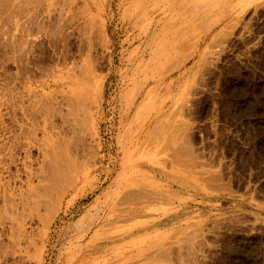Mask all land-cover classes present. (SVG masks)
I'll use <instances>...</instances> for the list:
<instances>
[{
	"label": "rangeland",
	"instance_id": "obj_1",
	"mask_svg": "<svg viewBox=\"0 0 264 264\" xmlns=\"http://www.w3.org/2000/svg\"><path fill=\"white\" fill-rule=\"evenodd\" d=\"M0 264H264V0H0Z\"/></svg>",
	"mask_w": 264,
	"mask_h": 264
},
{
	"label": "bare ground",
	"instance_id": "obj_2",
	"mask_svg": "<svg viewBox=\"0 0 264 264\" xmlns=\"http://www.w3.org/2000/svg\"><path fill=\"white\" fill-rule=\"evenodd\" d=\"M2 3V2H1ZM8 5V4H7ZM90 69V68H89ZM88 71V70H87ZM91 72V71H90ZM81 73V72H80ZM88 73V72H87ZM35 74V73H34ZM89 74V73H88ZM77 75V74H76ZM32 80V79H31ZM47 87L48 88H50V84H48L47 85ZM73 92H71V94H72ZM40 94V93H39ZM36 96V95H35ZM38 96V95H37ZM72 96H73V98L71 99L70 97L69 98H67V99H71V101L70 102H72V101H74L75 100V102H77L78 104L81 102L82 103V95H76L75 94V92H74V94H72ZM34 97V96H33ZM44 97V96H43ZM53 96H51V98H52ZM45 98H49V95H48V97L47 96H45L43 99H45ZM42 99V100H43ZM23 100V99H22ZM28 100V99H27ZM29 100H31V99H29ZM41 100V99H40ZM39 100V101H40ZM66 99H64V101H65ZM69 100H67V101H69ZM52 101H54L53 100V98H52V100L50 101V100H47V102H46V104H48V105H45L46 106V108H44V107H42V106H44V103L42 104V103H39V104H42V105H38V106H40V107H37L36 109H38V110H35L34 112V114H31V115H33L32 117L34 118V117H37V115H38V113L37 112H39L40 113V115H42L41 113H43L42 111H45V113H43V115H42V121L41 120H38V122H37V128L40 126H42L43 127V133H44V135H49V133H51V132H49L48 131V127H50V129L53 131V132H55V130H59V128H60V130H61V126L59 127L58 126V124L56 123V119H55V117L56 116H58L60 113H58L59 112V110H61V109H59L58 110V112H57V110H56V108H55V105H57V106H59V102H58V104H57V102H52ZM62 101H63V99H62ZM61 101V102H62ZM23 102V101H22ZM29 102V101H28ZM32 102V101H31ZM42 102H44V100L42 101ZM69 102V103H70ZM24 103V102H23ZM27 103V102H26ZM81 103H80V105H81ZM31 104V103H30ZM37 104V103H36ZM55 104V105H54ZM71 104H73V103H71ZM62 105V104H61ZM70 105V104H69ZM32 106H35V104L34 105H32ZM31 106V107H32ZM56 106V107H57ZM63 106V105H62ZM67 106H68V104H67ZM73 106V105H72ZM77 106V108H78V105H76ZM43 108V110H40V108ZM70 107V106H69ZM28 108V107H27ZM26 108V109H27ZM30 108V107H29ZM60 108V107H59ZM35 109V108H34ZM34 109H31L32 110V112H33V110ZM47 109V110H46ZM27 111V110H26ZM31 111H28V113L30 114V113H32ZM61 112V111H60ZM16 113V112H15ZM14 113V114H15ZM26 114V116L27 115H29V114ZM58 113V114H57ZM62 113V112H61ZM64 113V112H63ZM67 113V112H66ZM37 114V115H36ZM62 115V114H61ZM30 116V115H29ZM77 116V115H76ZM66 117V116H65ZM64 117V118H65ZM84 117V116H83ZM32 118V119H33ZM37 118H40V117H37ZM85 118V117H84ZM29 119V118H28ZM31 119V118H30ZM82 119V118H81ZM34 120V119H33ZM35 120H36V118H35ZM58 120V119H57ZM37 121V120H36ZM41 121V122H40ZM78 121H79V119H78ZM78 121H77V123H78ZM84 121V120H83ZM39 122H40V125H39ZM27 123V122H26ZM34 123H36V122H34ZM77 123H75V124H77ZM27 125H32V126H34V124H27ZM73 125V124H72ZM36 126V125H35ZM71 126V125H70ZM74 126V125H73ZM84 126V125H83ZM75 127V126H74ZM78 127V126H77ZM81 127V126H80ZM24 130H27V129H24L23 128V132H24ZM35 131V130H34ZM33 131V132H34ZM27 132V131H26ZM29 132V131H28ZM37 132V131H36ZM35 132V133H36ZM52 132V133H53ZM25 133V132H24ZM51 133V134H52ZM64 133V132H63ZM62 133V131H60V133L58 132V134L60 135V134H63ZM29 134V133H28ZM31 134V133H30ZM34 134V133H33ZM55 134H57V133H55ZM26 135V134H25ZM53 135H54V133H53ZM24 136V135H23ZM27 136V135H26ZM28 137V136H27ZM26 137V138H27ZM31 137V136H30ZM56 137V136H55ZM62 137H63V135H62ZM61 137V138H62ZM69 137V136H68ZM23 138V137H22ZM27 139H30V138H27ZM32 139H35V138H32ZM61 140V139H60ZM64 139L62 138V141H63ZM33 141V140H32ZM65 141V140H64ZM58 142V141H57ZM53 143H55V142H53ZM64 143V142H63ZM33 144V143H32ZM59 146V145H58ZM62 146V145H61ZM64 146V145H63ZM24 148H25V146H24ZM63 148V147H62ZM15 149V148H14ZM60 149V148H59ZM25 150V149H24ZM46 150V149H45ZM55 151H56V149H54ZM57 150H58V147H57ZM48 152V151H47ZM27 153V152H26ZM26 153H24L25 155H26V158H27V154ZM44 153V152H43ZM53 154V153H52ZM24 155V156H25ZM29 157V156H28ZM51 157H52V160L49 162V161H47V162H49L50 163V166H51V170H50V167L48 166V164L49 163H45V164H47L46 166H48V170L46 169L45 171H47L46 173H51L50 174V176L48 175L47 176V178L48 179H50V177H52V179H50L52 182L51 183H47V184H45L44 185V187H40L39 188V186L40 185H38L37 187L39 188V190H38V188H36L37 190H35L34 189V191L37 193L38 191L39 192H41V194H36V195H34L33 194V192L31 191V189H29L30 191H31V194H32V196H33V199L31 200V206L33 205L34 207H33V209L35 208L36 210H38L37 212H38V217L39 218H42V217H40V207L41 206H45L46 208L47 207H49V206H51L52 207V209H53V207L54 206H56L55 205V201L54 200H52V198L54 197L53 195L55 194V191H57L58 190V188L59 187H64L65 189H66V185H68V184H70V183H73L72 181H70V179H67V178H70V177H66V170H67V163L65 162V161H63L62 159H61V155L60 154H57V152H56V154L55 155H51L50 156V158L49 159H51ZM71 157V156H70ZM46 162V161H45ZM66 163V165L65 164H63V163ZM73 164V163H72ZM41 166H44V164H42ZM68 167H69V165H68ZM70 168V167H69ZM42 169H43V167H42ZM44 170V169H43ZM31 172H33V171H31ZM41 172V171H40ZM71 174H72V172H70ZM70 174V175H71ZM34 175V174H33ZM40 176H42V175H40ZM46 177V176H45ZM42 178V177H41ZM46 178V180H48ZM75 178H76V176H75ZM44 179V178H43ZM43 179H41V180H43ZM31 180V179H30ZM44 181H45V179H44ZM31 182V181H30ZM63 185V186H62ZM69 186V185H68ZM67 186V187H68ZM41 189H42V191H41ZM38 192V193H39ZM149 192V191H148ZM126 194V193H125ZM145 194H146V192H145ZM144 194V195H145ZM128 195V194H127ZM131 195H133V194H131ZM148 195V194H147ZM134 196V195H133ZM133 198V197H132ZM58 201H56V203H57V205H61V203H62V197L61 198H59V199H57ZM143 204V203H142ZM54 205V206H53ZM30 206V207H31ZM44 207V209H46ZM48 209V208H47ZM51 209V208H50ZM49 210V209H48ZM121 210V209H120ZM135 210V209H134ZM49 212V211H48ZM50 213V212H49ZM50 217V216H49ZM50 220H51V218H50Z\"/></svg>",
	"mask_w": 264,
	"mask_h": 264
}]
</instances>
